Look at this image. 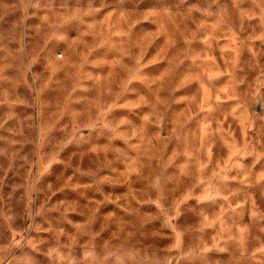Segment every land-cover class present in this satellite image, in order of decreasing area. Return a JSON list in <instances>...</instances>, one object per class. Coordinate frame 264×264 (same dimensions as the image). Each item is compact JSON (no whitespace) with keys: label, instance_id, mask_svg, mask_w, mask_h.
I'll return each instance as SVG.
<instances>
[{"label":"rangeland","instance_id":"obj_1","mask_svg":"<svg viewBox=\"0 0 264 264\" xmlns=\"http://www.w3.org/2000/svg\"><path fill=\"white\" fill-rule=\"evenodd\" d=\"M0 264H264V0H0Z\"/></svg>","mask_w":264,"mask_h":264}]
</instances>
